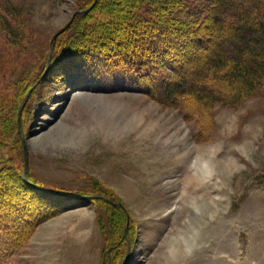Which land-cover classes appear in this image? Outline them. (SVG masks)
<instances>
[{"label": "rangeland", "instance_id": "374dc122", "mask_svg": "<svg viewBox=\"0 0 264 264\" xmlns=\"http://www.w3.org/2000/svg\"><path fill=\"white\" fill-rule=\"evenodd\" d=\"M86 2L0 0V56L8 60L17 39L24 41L0 95L1 167L12 169L6 182L20 197L13 202L26 214L21 220L35 225L4 264H264V78L235 106L163 102L143 90L149 78L130 81L103 65L89 71L93 65L77 62L72 50L60 51L82 38L74 35L84 20L60 36L19 129L28 171L64 194L16 187L21 152L13 110L42 70L54 35ZM155 11L177 24L199 17L195 8ZM155 61L147 64L152 71L171 74ZM97 192L125 211L81 198ZM18 209L0 205L11 216ZM123 221L127 244L119 240Z\"/></svg>", "mask_w": 264, "mask_h": 264}, {"label": "trees", "instance_id": "16d2710c", "mask_svg": "<svg viewBox=\"0 0 264 264\" xmlns=\"http://www.w3.org/2000/svg\"><path fill=\"white\" fill-rule=\"evenodd\" d=\"M193 1L87 0L85 5L79 7L69 24L57 32L56 38H52L53 47L48 49L42 70L31 79L13 110L21 152L20 171L16 174L17 182L14 180L16 187L53 196L64 194L63 191L46 187L34 179L30 169L27 173L24 172L25 157L19 129H23L22 119L32 92L41 83L44 70L53 64L59 53L57 43L60 36L79 21L84 20L86 24L82 34L80 32L74 38L81 35L82 38L74 40V45L70 42L66 46V43L60 51L72 50L69 54L77 62L93 65L89 71L103 65L107 73H117L119 76L124 74L123 77L130 81L134 78H149V88L143 90L156 99L160 97L159 100H164L163 102L168 101L179 107L189 102L191 108L204 110L213 103L238 105L255 92L260 80L264 78V0H201L200 6H193ZM98 4L101 6L98 7ZM187 7L198 9L199 17L184 24H177L175 19H171L172 16H156L154 13L155 8L166 13L169 10L177 11V8L191 9ZM88 8L90 9L85 12ZM103 9L109 12L101 17ZM92 11L94 16L90 14ZM15 44L14 51L7 53L8 60L0 56V95L6 75L12 69L10 60L22 58L24 41L19 38ZM149 59L156 60L159 66L163 65L171 74L167 77L159 76L148 67ZM154 66L152 69H155ZM152 82L161 91L160 94L154 95V91H150ZM22 104L21 121L18 123V112ZM189 106L188 104L187 108ZM185 112L190 113L189 109H185ZM1 161L0 205L7 202L15 209L22 208L13 202L14 197H20L11 193L6 182V174L11 175L12 169H8L6 173V167H1ZM93 194V201H102L114 210L125 211L122 205L112 203L118 202L110 199L109 194ZM21 208L16 210L17 215L14 216L0 213V240L5 241L9 236L11 238L9 245H0V264H4L14 254L35 226L29 219L21 220L26 216L24 212L20 213ZM122 214L125 215V212ZM124 225L123 221L119 229V240L125 239L127 244L128 234L123 237L121 235Z\"/></svg>", "mask_w": 264, "mask_h": 264}, {"label": "water", "instance_id": "95a60500", "mask_svg": "<svg viewBox=\"0 0 264 264\" xmlns=\"http://www.w3.org/2000/svg\"><path fill=\"white\" fill-rule=\"evenodd\" d=\"M90 8H88V9H86L85 10V12L86 11H88ZM58 34V33H57ZM57 34H55L54 35V38L57 36ZM23 106H24V104H22V106H21V108H20V110H19V112H18V122H20V116H21V110H22V108H23ZM20 134H21V136H22V133H21V131H20ZM25 142V141H24ZM24 154H25V166H24V172L25 173H27V171H28V156H27V147L26 146H24ZM93 197H95V196H86V197H81V198H88V199H92ZM110 202H112L111 200H109ZM114 205H116V206H119V204L120 203H114V202H112ZM126 229H127V225H126V227H125V231H126ZM124 231V232H125ZM128 248H129V246H128ZM128 252H129V250H128ZM127 257V256H126Z\"/></svg>", "mask_w": 264, "mask_h": 264}, {"label": "snow or ice", "instance_id": "6c2138e0", "mask_svg": "<svg viewBox=\"0 0 264 264\" xmlns=\"http://www.w3.org/2000/svg\"><path fill=\"white\" fill-rule=\"evenodd\" d=\"M118 62V61H117Z\"/></svg>", "mask_w": 264, "mask_h": 264}]
</instances>
